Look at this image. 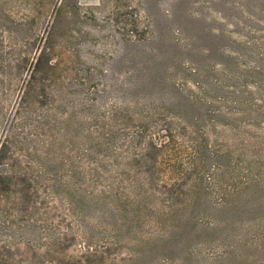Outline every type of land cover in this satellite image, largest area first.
<instances>
[{
  "label": "rangeland",
  "instance_id": "rangeland-1",
  "mask_svg": "<svg viewBox=\"0 0 264 264\" xmlns=\"http://www.w3.org/2000/svg\"><path fill=\"white\" fill-rule=\"evenodd\" d=\"M61 1L0 0V144L48 43L56 66L30 102L33 118L48 114L52 128L15 150L30 149L29 177L45 190L37 167L62 173L59 160L70 155L143 196L122 215L88 214L96 227L70 234L45 260L15 249L8 264H264V0H65L54 27ZM152 111L157 139L165 119L175 131L159 156L135 137L139 113ZM57 205L18 221L56 224L65 209ZM88 247L104 254L69 258Z\"/></svg>",
  "mask_w": 264,
  "mask_h": 264
},
{
  "label": "trees",
  "instance_id": "trees-1",
  "mask_svg": "<svg viewBox=\"0 0 264 264\" xmlns=\"http://www.w3.org/2000/svg\"><path fill=\"white\" fill-rule=\"evenodd\" d=\"M65 2V0H62L57 8L58 15L56 16L54 27L61 13L64 11ZM101 2L103 4L106 1L101 0ZM134 25V23L130 24L132 27L131 32L135 31ZM54 51L55 47L48 43H45L39 49V54L35 59L31 78L28 83V89L24 92L21 99L14 125L9 128L3 142L0 144V264H8L9 261L14 260L15 257L12 252L15 249L19 253L28 254L33 252L34 258L45 260L52 251H56L63 246L70 234L76 231L86 233L90 227H96L93 223L92 226L87 225L86 221H91L88 214L94 212L102 218L108 214L122 215L126 212L125 204L128 200L133 198L138 201L143 196L137 195L130 197L128 194L116 190L112 184L108 183L109 177L106 168L103 169V166L99 167L94 161H88L86 167V161H82V157L67 155L59 160V164L63 167L62 173L51 172V174L45 168L38 166L36 184L41 183L40 180H47L48 185L45 190L34 185V180L29 177L28 168L25 166V159H28L30 149L27 150L28 154H22V156L17 154L15 150L23 144V139L25 141L29 139L37 140L45 127L52 128L53 122L49 121L48 114H38L37 117L33 118V105L30 99L38 83L43 80V75L46 70L50 71L55 68L56 65L52 62L53 59L50 58ZM20 59L21 62H28V58L26 57ZM151 113V117L144 116V112L139 113L144 124L142 123V125L137 127L138 131L135 133V137L144 138V150H152L154 155L157 154L159 156L165 151H170L175 138L173 134L175 131L171 128L169 121L165 119L163 120V124L166 125V128L162 129L161 132H165L166 135L157 139L156 133L151 132L152 130L149 126H152L151 124L153 122L160 124V121L154 119L155 115L158 114L156 111H152ZM152 117L153 119H151ZM17 125H21L25 131L23 133L18 132ZM29 131L31 133L30 137L28 136ZM62 136L69 137L67 132L65 134L63 133ZM51 145H53L52 142H49L45 144V147ZM80 153L91 159H93L95 154L91 149H86ZM221 156L219 153H216L209 158L216 159ZM163 188L165 190L168 187L164 186ZM161 194L167 196L166 201L169 203V207L172 208L175 198L173 193H171V189H167L166 192L162 191ZM47 198L54 199V201L51 204H45L44 202ZM59 202L61 206H65V209L64 216L56 224L47 225L46 227H42V229H38V221L36 220H28L26 224L18 221L19 216H22L24 212H43L45 216H51L55 211H59L60 208L57 205ZM161 212L168 213L163 208ZM19 235L21 239H18ZM88 239L95 238L90 235ZM103 254L104 252L88 247L85 248V252L81 257L70 255L69 258L73 262L77 260L76 263H82L84 260H89L97 255ZM77 257L79 261L76 259Z\"/></svg>",
  "mask_w": 264,
  "mask_h": 264
}]
</instances>
